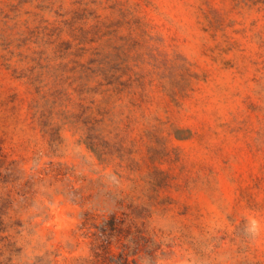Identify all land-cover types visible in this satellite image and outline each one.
I'll return each instance as SVG.
<instances>
[{
  "label": "rangeland",
  "instance_id": "374dc122",
  "mask_svg": "<svg viewBox=\"0 0 264 264\" xmlns=\"http://www.w3.org/2000/svg\"><path fill=\"white\" fill-rule=\"evenodd\" d=\"M83 211L264 264V0H0V264H79Z\"/></svg>",
  "mask_w": 264,
  "mask_h": 264
},
{
  "label": "trees",
  "instance_id": "16d2710c",
  "mask_svg": "<svg viewBox=\"0 0 264 264\" xmlns=\"http://www.w3.org/2000/svg\"><path fill=\"white\" fill-rule=\"evenodd\" d=\"M131 214L99 218L90 211L80 214L78 229L90 239L88 257L77 258L79 264H137L148 259L143 224Z\"/></svg>",
  "mask_w": 264,
  "mask_h": 264
}]
</instances>
